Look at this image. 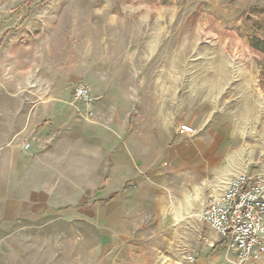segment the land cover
Segmentation results:
<instances>
[{
    "label": "rangeland",
    "instance_id": "obj_1",
    "mask_svg": "<svg viewBox=\"0 0 264 264\" xmlns=\"http://www.w3.org/2000/svg\"><path fill=\"white\" fill-rule=\"evenodd\" d=\"M0 31L18 75L50 60L103 77L108 91L93 94L100 114L84 119L76 103L81 120H125V102L129 120L95 121L96 138L65 144L73 152L65 196L74 203L40 226L0 229V264H195L190 249L206 230L190 214H200L205 199L195 197L210 178L186 183L173 162L196 134L179 131L190 120L236 127L247 174L264 187V0H0ZM168 120H177L169 138L157 131ZM137 123L153 184L107 192L106 153L135 145Z\"/></svg>",
    "mask_w": 264,
    "mask_h": 264
},
{
    "label": "crops",
    "instance_id": "obj_2",
    "mask_svg": "<svg viewBox=\"0 0 264 264\" xmlns=\"http://www.w3.org/2000/svg\"><path fill=\"white\" fill-rule=\"evenodd\" d=\"M9 49L10 44H4V49L0 45V229L20 226L23 222L40 226L52 214L64 215L65 206L74 203L67 202L65 196V176L71 172L66 167L65 157L73 153L65 149V144L91 136L96 138L101 130L95 121L110 125L120 122L119 126L123 121L126 125L129 122L126 102H121L120 106L121 111L124 109L125 120L100 119L90 123L77 116L72 87L78 83L88 84L92 95L97 91H108L106 85L103 90V77L101 80L92 78L86 69L83 72L79 69L60 71V64L50 60L35 64L30 61V68L39 70H26L18 75L14 57L10 51H5ZM28 67L26 65L25 68ZM98 110L95 102L96 114H100ZM190 121L196 134L183 140L187 149L183 155L174 157L173 162L180 168L179 172L183 173L180 178L186 183L198 175L210 178L204 186L206 189L203 187L207 196L204 198L205 191L201 188L195 197V202L202 203L203 199L219 195L231 178L247 173L248 163L241 161L244 144L238 142L237 129L229 121ZM159 125L157 131L160 134L163 132L168 138L177 135V120ZM156 136L159 140L160 135ZM33 137L30 149L23 150L21 143ZM133 138L135 145L130 146L126 140V145L111 148L106 153L103 171L106 173L107 192L129 186L142 188L146 185L144 179L153 184L150 179H153L155 171L145 167L144 132L138 123ZM144 172L152 175L144 178L141 176ZM195 226L206 230L190 249L195 256V264H226L221 238L202 223ZM195 232L198 234L199 231ZM260 264H264V254Z\"/></svg>",
    "mask_w": 264,
    "mask_h": 264
},
{
    "label": "built area",
    "instance_id": "obj_3",
    "mask_svg": "<svg viewBox=\"0 0 264 264\" xmlns=\"http://www.w3.org/2000/svg\"><path fill=\"white\" fill-rule=\"evenodd\" d=\"M72 100L81 104L82 118L94 116V97L88 84H75ZM179 131L194 133L189 125H181ZM34 139L23 141L22 149L29 150ZM198 219L221 238L226 264H260L264 254V187L259 180L247 173L234 176L219 195L205 200Z\"/></svg>",
    "mask_w": 264,
    "mask_h": 264
},
{
    "label": "bare ground",
    "instance_id": "obj_4",
    "mask_svg": "<svg viewBox=\"0 0 264 264\" xmlns=\"http://www.w3.org/2000/svg\"><path fill=\"white\" fill-rule=\"evenodd\" d=\"M201 213V212H200ZM200 215V214H199ZM199 215H198V213L197 214H195V212H192L191 214H190V216L191 217H196V216H198L199 217ZM180 219H181V216H178V218H177V220H176V222H179L180 221Z\"/></svg>",
    "mask_w": 264,
    "mask_h": 264
},
{
    "label": "trees",
    "instance_id": "obj_5",
    "mask_svg": "<svg viewBox=\"0 0 264 264\" xmlns=\"http://www.w3.org/2000/svg\"><path fill=\"white\" fill-rule=\"evenodd\" d=\"M255 47L258 48L259 47L258 44H255Z\"/></svg>",
    "mask_w": 264,
    "mask_h": 264
}]
</instances>
